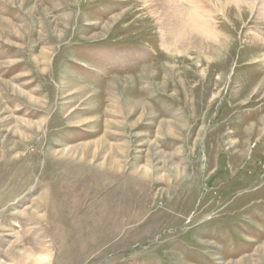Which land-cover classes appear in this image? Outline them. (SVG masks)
Returning a JSON list of instances; mask_svg holds the SVG:
<instances>
[{"label": "rangeland", "instance_id": "374dc122", "mask_svg": "<svg viewBox=\"0 0 264 264\" xmlns=\"http://www.w3.org/2000/svg\"><path fill=\"white\" fill-rule=\"evenodd\" d=\"M227 1L173 48L151 0H0V264H264V0Z\"/></svg>", "mask_w": 264, "mask_h": 264}, {"label": "bare ground", "instance_id": "6f19581e", "mask_svg": "<svg viewBox=\"0 0 264 264\" xmlns=\"http://www.w3.org/2000/svg\"><path fill=\"white\" fill-rule=\"evenodd\" d=\"M180 1L181 0H151V4L148 6V9L153 8V7L155 8V9H152L151 14L153 15V17H155L154 15H156L155 18L157 19V21L160 22L159 24L162 26V29L167 32V33L165 32L166 34H163L162 41L166 44H168L169 41H172L169 44H171V45L173 44L172 45L173 48H176V47L178 48L180 45L185 44L187 42H191V41H192V43L196 42V44L203 46L205 48L211 47V44L206 42L209 38H211V35H212V33H211L212 31L210 29L211 28L210 22L208 19H206V18H208V16L211 15V11L207 8L206 3H201V2H199V0H186V3H185L186 8H185V7H183V4L180 3ZM209 1L212 2V0H205V2H209ZM257 1L258 0H256L255 4L252 6V11L254 10V7H255ZM239 2L240 1H238V0H228L227 4L228 3L231 4V6L234 10H239V6H238ZM224 3H226V2H224ZM260 3H262V2H260ZM227 4H225V5H227ZM213 5H214V3H213ZM220 12H222V11H220ZM259 19H261V17ZM259 19H257V20H259ZM162 29L160 28V30H162ZM212 29L214 31V28H212ZM164 31H163V33H164ZM194 34L196 35V36H194L195 38H193ZM214 38H217V37L214 36ZM215 44H217V43H215ZM187 45H188V43H187ZM190 45H191V43H190ZM183 47H185V46H183ZM164 49H166V48H164ZM167 50H170V49H167ZM167 50H166V52H167ZM263 67H264V65H263Z\"/></svg>", "mask_w": 264, "mask_h": 264}]
</instances>
